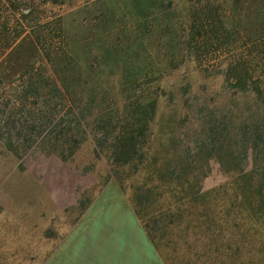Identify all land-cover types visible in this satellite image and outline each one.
<instances>
[{
  "label": "rangeland",
  "instance_id": "1",
  "mask_svg": "<svg viewBox=\"0 0 264 264\" xmlns=\"http://www.w3.org/2000/svg\"><path fill=\"white\" fill-rule=\"evenodd\" d=\"M215 1L235 18L232 0ZM188 9L189 0H173L172 14L161 24L184 20ZM144 18L132 0H0V264H264V203L256 193L264 187L254 175L232 177L211 162L199 186L188 176L195 191L208 192L205 203L190 201L187 184L158 179L199 129L202 103H234L233 118L241 117L247 100L235 88L223 90L221 74L206 75L190 60L155 78L157 113L136 172L113 166L106 150L96 146L93 120L77 127L64 115L69 101L53 63L67 57L83 75L108 76L117 52L105 49L121 41L122 31L141 30ZM157 25L145 45H162ZM150 49L154 67L163 71ZM29 81L39 88L31 103L23 92ZM36 108L53 110V123L65 117V132L74 129L83 140L55 138L52 124L11 130V113L25 122ZM189 147L196 155L195 145ZM139 187L162 193L140 214Z\"/></svg>",
  "mask_w": 264,
  "mask_h": 264
},
{
  "label": "trees",
  "instance_id": "2",
  "mask_svg": "<svg viewBox=\"0 0 264 264\" xmlns=\"http://www.w3.org/2000/svg\"><path fill=\"white\" fill-rule=\"evenodd\" d=\"M46 1L60 3L62 0ZM132 2L145 17L143 27L133 32L122 31L121 41L124 39L126 42L121 44L119 40V43L105 49L106 52H117L108 76L95 78L83 75L79 73L77 63L73 60L70 64L67 57L61 58L64 62L59 60L53 63L69 101L70 108L65 117L75 120L77 127L82 122L90 125L88 122L93 120L96 146L106 150L113 166H131L136 172L145 161L144 148L157 113L159 95L151 87L155 78H159L164 70H174L186 61H195L206 75L214 76L216 73L223 76V90L235 88L241 93L243 99L247 100L243 105L244 111L241 117L234 119V103H225L221 108H210L207 101L202 103L196 112L201 115L195 121L199 129L193 132L183 154L160 169L158 179L163 183L177 180L179 184H187L186 193L190 201L197 203L199 198H203L202 203H205L208 192L202 187L195 191L191 182L194 179L195 186H199L203 179L200 174L206 173V167L210 168V163L214 162L221 171L232 177L249 172L259 180L257 186L263 190L264 0H232L233 21L223 5L215 0H189L184 20L162 24L161 21L172 14L173 0ZM151 23L159 24L156 28L163 40L162 45L152 41L150 45L144 44V37L154 33ZM150 48L155 50L156 59L165 65L163 71L154 67L157 61ZM90 69H97L96 64H91ZM38 89L36 83L29 81L23 88L25 102L31 103V97L38 98ZM16 110L12 112L16 113ZM31 111L32 119H24L25 122H20L11 113V130L20 128L18 133L36 130L35 122L43 126L52 124L50 128L53 127L51 132L54 133L51 135L55 134V138L65 137L67 143L74 144L83 140L82 133L78 139L75 137L74 129L65 132V117L53 123L57 117L53 110L44 112L36 108ZM190 143L197 148L196 155L190 154ZM156 188L137 189L135 203L139 214L146 209L145 205L153 204L157 196L162 197L160 191H153ZM256 193L260 202L264 203V193ZM234 199L236 201L237 197ZM161 212L155 218L162 216ZM154 223L158 225V219ZM154 245L160 249L158 243ZM233 256L230 255L231 260Z\"/></svg>",
  "mask_w": 264,
  "mask_h": 264
}]
</instances>
